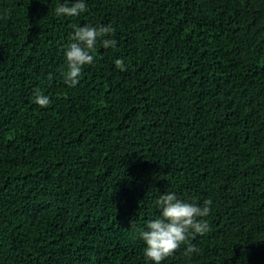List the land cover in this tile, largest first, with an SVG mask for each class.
Returning a JSON list of instances; mask_svg holds the SVG:
<instances>
[{"label": "trees", "instance_id": "16d2710c", "mask_svg": "<svg viewBox=\"0 0 264 264\" xmlns=\"http://www.w3.org/2000/svg\"><path fill=\"white\" fill-rule=\"evenodd\" d=\"M59 2L0 0V264H151L139 231L165 191L212 204L198 253L162 264H264V0ZM85 23L117 46L70 88Z\"/></svg>", "mask_w": 264, "mask_h": 264}, {"label": "clouds", "instance_id": "9594fccd", "mask_svg": "<svg viewBox=\"0 0 264 264\" xmlns=\"http://www.w3.org/2000/svg\"><path fill=\"white\" fill-rule=\"evenodd\" d=\"M87 11V0H62L54 9L56 17H76ZM71 39L63 50L66 65L64 83L68 87L78 85L82 69L95 62L93 55L99 44L105 50L115 48L117 40L113 38L115 27L109 24L73 25ZM113 63L120 71L126 70L123 58H114ZM33 102L46 107L51 101L48 95L37 89ZM157 215L146 221L139 231V238L144 242L143 256L146 262L162 264L167 257L184 245V254L191 256L198 249L189 237L204 235L209 230L205 217L211 212V200L195 202L181 199L174 191H165L153 201Z\"/></svg>", "mask_w": 264, "mask_h": 264}]
</instances>
